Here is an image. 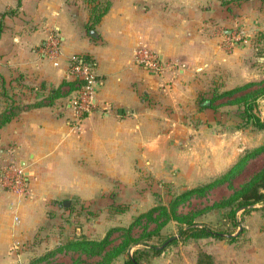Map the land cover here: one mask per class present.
Instances as JSON below:
<instances>
[{
	"label": "crops",
	"instance_id": "crops-1",
	"mask_svg": "<svg viewBox=\"0 0 264 264\" xmlns=\"http://www.w3.org/2000/svg\"><path fill=\"white\" fill-rule=\"evenodd\" d=\"M86 1L21 0L3 19L0 75L15 87L20 109L0 128V167L18 162L31 196L0 188V264L89 262L94 256L81 250L31 260L50 251L53 240L68 238L66 228L75 226L63 221L77 218L83 224L76 235L100 239L129 224L119 223L132 220L141 205L155 206V187L207 183L264 144V130L236 128V106L213 100L217 92L264 79V0H109L93 28ZM16 3L0 0V11ZM239 30L244 35L235 40ZM50 33L61 52L55 60L41 52ZM143 45L175 67L157 74L137 64L133 52ZM71 55H87L97 74L95 108L80 131L73 129L69 86L49 99L70 77ZM5 105L0 96V114ZM259 110L264 118V99ZM243 231L239 243L206 241L213 264H264V228L247 224ZM62 254L67 260L56 258ZM186 260L179 264L196 263ZM151 262L177 264L165 253Z\"/></svg>",
	"mask_w": 264,
	"mask_h": 264
},
{
	"label": "trees",
	"instance_id": "trees-1",
	"mask_svg": "<svg viewBox=\"0 0 264 264\" xmlns=\"http://www.w3.org/2000/svg\"><path fill=\"white\" fill-rule=\"evenodd\" d=\"M21 0H17L15 7H9L0 12V34L3 29V19L7 15H13L17 12ZM87 6L90 19L87 23L89 28H93L101 19L103 14L108 10L109 0H87ZM84 62L91 63L92 60L87 55H79ZM20 82V78L15 79V83ZM82 81L76 77L63 78L49 99L60 97V87L68 85L69 91L65 93L70 96L75 93ZM15 87L12 83H8L0 75V96L5 99L6 105L0 114V128L5 126L16 114L19 105L15 99L13 90ZM37 92V91H36ZM225 100L222 106H236V116L238 122L236 128L251 125L257 130H264V118L259 110V103L264 99V79L261 81L249 82L244 85L235 87L230 90L217 92L214 94L213 100ZM264 154V144L247 149L244 153L223 173L213 178L211 181L188 188L180 193L173 195L168 205H156L149 210L135 216L128 226H117L108 229L106 234L100 239H92L83 234L76 235L74 230H68V238L55 247L52 251L44 254V256L34 257L31 263L39 262L47 259L48 256L55 255L59 252H67L69 250H81L82 252L98 256L99 260L95 262H85L80 259H72L70 263L61 264H111L117 257L124 255L128 249H134L131 256L124 261V264H142L141 257L146 252H153L154 255L159 254L163 248H158L150 243L151 239L158 234L159 229L169 223L175 221L178 227L177 238L173 236L164 238L162 244H174L178 240L201 239L213 237L216 239H224L222 230H214L207 226H198L196 218L200 215L208 213L212 210H225V217L234 226H238L237 212H248L254 210L251 206L260 204L259 209L264 214V165L258 169L250 178L241 183L238 187H234L233 181L236 176L243 171L247 163L252 159ZM232 189V193L201 210H191L186 213L180 212L179 207L190 204L191 199L207 197L208 193L215 187L226 185ZM69 209V208H68ZM154 223L155 229H149V224ZM138 231V232H137ZM140 231V232H139ZM118 234V243L113 244V234ZM171 240L169 241V239ZM232 241L235 237L227 238ZM164 245V246H165ZM197 264H212V257L206 252H200L197 258Z\"/></svg>",
	"mask_w": 264,
	"mask_h": 264
},
{
	"label": "rangeland",
	"instance_id": "rangeland-1",
	"mask_svg": "<svg viewBox=\"0 0 264 264\" xmlns=\"http://www.w3.org/2000/svg\"><path fill=\"white\" fill-rule=\"evenodd\" d=\"M263 165H264V154H262L256 158L252 159L251 161H249L247 163L246 167L243 169V171L241 173H239L236 176V179L233 181L234 187H238L241 183H243L248 178H250ZM155 189H156V194H157L155 199L158 201V203L155 204V206L159 205V204L168 205V202L171 200L173 195L186 190V189H179L175 185L169 189L161 187V186L160 187L157 186V187H155ZM232 191H233L232 189L228 188L227 184L215 187L208 193L207 197L193 198V199H191L190 204L180 206L179 211L186 213V212L191 211V210L204 209L205 207L211 205L213 202L218 201L221 198L229 196L232 193ZM69 206L63 205L61 210H63V212L65 213ZM152 207H149V205L148 206L141 205L140 207H138L140 212L138 214H135L133 216V218L135 216L149 210ZM259 207H260V204H256L254 207H252V208H255L254 210H251L248 212H242V210H239L237 212L238 226H234L232 223H230L228 221V219L225 217L226 216L225 210H212L208 213L200 215L199 217L196 218V222L198 223L197 224L198 226L204 225V226L210 227L214 230H222L224 232L223 235L226 238L216 239L213 237H207V238H201V239L178 240L174 244H167V245L163 246L162 247L163 250L157 255H154L153 252H151V251L146 252V255H143L141 257V262H142V264H152L151 261H153V259L156 256H160L162 253H165V257L167 258V261L170 263L171 262L173 263L174 261H176L177 264H179L180 260H184V258H186L187 259L186 261H188L189 263L196 261L195 264H197V258H198V254L200 252H206L209 254V252H207L206 250L203 249V248H209L206 241H210L212 243V241L222 240V241H226L229 243H232V242L239 243L238 241H240V240H237V239H240V237L244 236V235H242V233L244 232L243 230H244L245 225L248 224L249 227H253V228L261 225L264 228V214H263V211L261 209H259ZM133 212H135V211H133ZM132 220L120 221L119 224H124V223L130 224L132 222ZM67 222L70 224H71V222H73L71 224L70 229H72V226H75L74 228L77 229L78 227H80L83 224L77 218H75L73 221H67V220L63 221L62 224H64V226H65ZM129 224H126L124 226H128ZM124 226H122V227H124ZM114 227H117V226H114ZM155 227H156V225L154 223L149 224V229H155ZM178 227H179V225L175 221H170L169 223H167L166 225L162 226L159 229L158 234H156L151 239L150 243L152 245L161 246L162 240L164 238H167L170 236H175V238H177L178 230H179ZM239 227L241 228V230L239 231L238 234H236L238 232ZM64 228H66V227H64ZM66 229H68V228H66ZM94 233H95V231H94ZM227 234H236L234 236H230V237H235V239H233L232 241L228 240L227 238H230V237H228ZM112 237H113V241H114L113 244L116 245L118 243V234L115 233V234H113ZM50 238H51V236L48 237V239L46 241L48 242L50 240ZM47 242H44V245L47 244ZM61 242H62L61 240H58V244H55V240H53L52 245H50V243H48L49 244L48 248H52L50 250V251H52ZM45 246H47V245H45ZM137 247H139V248L128 249V250H130L131 254L130 253L128 254L127 253L128 250H127V252L124 255H122L124 258L123 261H125L128 258V256L132 255L134 249H142L143 246L139 245ZM192 252H193V254H191ZM46 253H48V252H45V254ZM181 253H184V255L183 254L181 255ZM34 257L37 258L40 256L38 255V256H34ZM47 258L53 259L55 257H53V255H51V256H48ZM56 258L61 260V261H64V260H67V255H63V254L57 255ZM95 258H96V256H94V258L92 257L91 260L95 261L96 260ZM91 260H88V261L91 262ZM212 264H213V257H212Z\"/></svg>",
	"mask_w": 264,
	"mask_h": 264
},
{
	"label": "built area",
	"instance_id": "built-area-1",
	"mask_svg": "<svg viewBox=\"0 0 264 264\" xmlns=\"http://www.w3.org/2000/svg\"><path fill=\"white\" fill-rule=\"evenodd\" d=\"M244 31L235 33L236 37H243ZM239 38V39H240ZM43 56L55 60L60 54L58 40L53 33H50L41 47ZM134 61L146 68L161 73L165 68H173L169 62H164L157 53L147 46H139L133 52ZM175 64V63H174ZM67 76H72L82 81L74 94L69 96L68 103L73 110V129L80 131V122L84 116L89 115L95 108L94 87L97 84V74L91 63L84 62L79 55H71ZM0 188L14 193L21 199L31 196L29 181L24 168L15 161H8L0 167Z\"/></svg>",
	"mask_w": 264,
	"mask_h": 264
},
{
	"label": "water",
	"instance_id": "water-1",
	"mask_svg": "<svg viewBox=\"0 0 264 264\" xmlns=\"http://www.w3.org/2000/svg\"><path fill=\"white\" fill-rule=\"evenodd\" d=\"M89 33H90V34H94L95 31H94V30H90ZM63 205H64V206H69V205H70V201H69V200H65V201H63ZM254 206H255V205L251 206V208L254 207ZM240 230H241V228L239 227L238 232H237L236 234H238ZM236 234H227V236L230 237V236H234V235H236ZM174 237H175V236H173L172 238H174ZM170 240H171V238L169 239V241H170ZM165 244H166V243L162 244L161 246H158V248H162ZM127 253L129 254V253H130V250H128ZM130 254H131V253H130ZM130 256H131V255H130Z\"/></svg>",
	"mask_w": 264,
	"mask_h": 264
}]
</instances>
